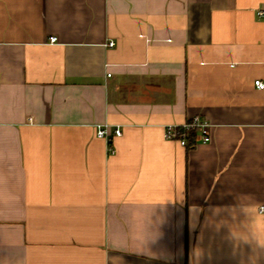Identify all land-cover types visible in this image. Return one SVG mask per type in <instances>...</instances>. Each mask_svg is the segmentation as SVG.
Wrapping results in <instances>:
<instances>
[{
    "label": "crops",
    "instance_id": "1",
    "mask_svg": "<svg viewBox=\"0 0 264 264\" xmlns=\"http://www.w3.org/2000/svg\"><path fill=\"white\" fill-rule=\"evenodd\" d=\"M260 12L0 0V264H264ZM196 115L209 143L165 138Z\"/></svg>",
    "mask_w": 264,
    "mask_h": 264
},
{
    "label": "built area",
    "instance_id": "2",
    "mask_svg": "<svg viewBox=\"0 0 264 264\" xmlns=\"http://www.w3.org/2000/svg\"><path fill=\"white\" fill-rule=\"evenodd\" d=\"M264 12H260L263 15ZM56 38H51V42H55ZM110 46H114V42L109 43ZM255 85L259 89H264V83L261 80H256ZM211 129L212 124L203 116L196 115L186 121L183 124H169L165 126L164 136L167 140L177 142L179 145L185 148L196 146L198 143L207 144L211 141ZM113 133L110 131V125L99 124L97 126V136L104 138L110 145L113 139ZM122 132L119 128L114 130V136L119 137ZM110 153L114 154L115 150L109 148ZM261 213H264V206L259 208Z\"/></svg>",
    "mask_w": 264,
    "mask_h": 264
}]
</instances>
